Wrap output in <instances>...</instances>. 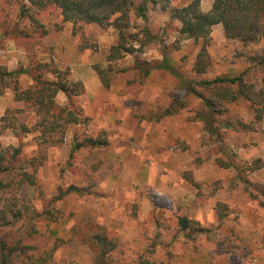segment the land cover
<instances>
[{
    "label": "clouds",
    "instance_id": "9594fccd",
    "mask_svg": "<svg viewBox=\"0 0 264 264\" xmlns=\"http://www.w3.org/2000/svg\"><path fill=\"white\" fill-rule=\"evenodd\" d=\"M0 264H264V0H0Z\"/></svg>",
    "mask_w": 264,
    "mask_h": 264
}]
</instances>
